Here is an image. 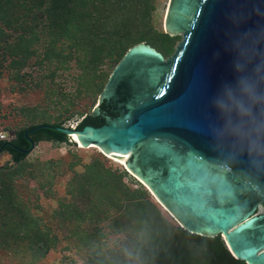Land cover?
I'll list each match as a JSON object with an SVG mask.
<instances>
[{
  "label": "water",
  "instance_id": "95a60500",
  "mask_svg": "<svg viewBox=\"0 0 264 264\" xmlns=\"http://www.w3.org/2000/svg\"><path fill=\"white\" fill-rule=\"evenodd\" d=\"M165 28L171 36L182 31L169 58L141 43L110 73L99 104L121 95L129 107L120 118L81 129L38 125L24 132L27 150L5 143L0 152L5 145L30 152L35 145L27 135L41 128L68 139L78 133L81 144L124 162L183 229L219 235L235 259L264 264V140L254 121L214 107L234 79V61L264 82V0H170ZM153 137L180 147L162 146L161 154L148 147L129 162ZM10 138L14 132L0 135Z\"/></svg>",
  "mask_w": 264,
  "mask_h": 264
},
{
  "label": "trees",
  "instance_id": "16d2710c",
  "mask_svg": "<svg viewBox=\"0 0 264 264\" xmlns=\"http://www.w3.org/2000/svg\"><path fill=\"white\" fill-rule=\"evenodd\" d=\"M155 10V0H0V78L7 74L20 88L33 84L31 75L23 72L26 67L47 69L34 87L42 89L45 101L56 97L53 102L59 105L66 93L52 83L55 73L73 67L79 71L73 78L78 93L99 95L133 46L144 43L164 58L175 52L180 37L154 28ZM128 107L122 102L112 108L103 100L98 112L83 116L75 128L98 127L106 117L120 115V109ZM71 116L20 128L10 144L27 150L26 130L38 125L60 127ZM37 117L34 113L31 119ZM27 136L34 145L71 143L52 128ZM3 142L0 139V146ZM18 149L7 145L2 150L12 164L0 166V251L37 264L62 243L60 232L82 254L81 264H246L231 255L219 235L200 236L174 224L141 186L132 188L124 182L126 172L99 157L83 165L81 172H73L65 185L66 197L57 199L53 227L46 226L18 192V179L35 170L26 159L29 152ZM75 166L71 164L70 169ZM32 182L41 191L49 190L45 178ZM111 236L115 242L106 247L104 240ZM68 244L64 249H71Z\"/></svg>",
  "mask_w": 264,
  "mask_h": 264
},
{
  "label": "rangeland",
  "instance_id": "374dc122",
  "mask_svg": "<svg viewBox=\"0 0 264 264\" xmlns=\"http://www.w3.org/2000/svg\"><path fill=\"white\" fill-rule=\"evenodd\" d=\"M169 3L170 0H155L156 10L153 14V26L157 31L171 36L165 28ZM172 36L180 37L176 43L178 44L182 39V31L180 34ZM23 72L26 75H31L34 85L31 83L30 85H23L18 88L7 74H4L0 78V135L15 132L20 128H25L31 123H37L41 120L54 122L57 118L65 119L70 114H72L71 119L66 121L64 125L75 128L76 123L83 116L91 114L99 104L100 94L93 96L78 93L79 86L73 78L77 77L79 71L73 67L68 71L58 69L55 73L52 83L54 86L62 88L66 93V98L59 105L56 101L53 102L56 97H53L52 102L45 101L42 89L34 87L38 77L43 75L44 72H49L47 69L43 72V70H38L35 67H26ZM46 82H48V79ZM36 109L37 112H33ZM66 109L68 111H64ZM34 113L39 117L31 119ZM69 142L71 143L38 142L26 157L27 161L35 166V170L31 171V175L27 177L24 175L17 182L19 194L23 200L28 201L32 213L39 217L46 226L53 227L52 218L57 209V199L66 197L64 193L65 185L73 172H81L83 165L91 162L94 157L103 159L113 169L126 172L124 182L132 188L141 186L147 192L150 200L160 207L174 224L180 226L150 190L124 164L106 157L97 148L81 146V144L75 143L72 139H69ZM72 143H75V145H72ZM6 163L12 164L10 155L6 152H0V166ZM71 164H76V166L70 169ZM43 178L47 179V183L49 184L48 191L47 189L41 191L32 182L33 180L37 182L43 181ZM28 180L32 181L27 183ZM58 234L62 237V243H60L57 249L50 251L45 259L37 264H81L82 254L77 253L75 249L71 248V245L68 244L70 240L64 237L66 235L60 232ZM114 242L115 238L111 236L104 240V245L112 247ZM66 244L71 249H64ZM28 262V258L16 257L10 253L0 251V264H27Z\"/></svg>",
  "mask_w": 264,
  "mask_h": 264
},
{
  "label": "clouds",
  "instance_id": "9594fccd",
  "mask_svg": "<svg viewBox=\"0 0 264 264\" xmlns=\"http://www.w3.org/2000/svg\"><path fill=\"white\" fill-rule=\"evenodd\" d=\"M238 64L234 61V79L222 86L214 107L222 114L230 107L234 119L254 121L259 139L264 140V82L257 80L255 69Z\"/></svg>",
  "mask_w": 264,
  "mask_h": 264
},
{
  "label": "flooded vegetation",
  "instance_id": "af4514ba",
  "mask_svg": "<svg viewBox=\"0 0 264 264\" xmlns=\"http://www.w3.org/2000/svg\"><path fill=\"white\" fill-rule=\"evenodd\" d=\"M196 4V2H194L192 5H191V7L193 6V5H195ZM103 101V100H102ZM101 101V102H102ZM122 101H124V97H122L121 95H114V96H110V97H108L107 99H105V102H106V104H110V105H112V108H115L119 103H121ZM98 109H99V105H98ZM120 116L121 115H117V116H115V117H113L114 119L115 118H120ZM30 140H31V138L30 137H28ZM13 138H10V139H3L4 140V142L2 143V145L3 144H5V143H10V141L12 140ZM28 141V140H27ZM32 141V140H31ZM33 142V141H32ZM29 143V142H28ZM30 144V143H29ZM169 144H172V145H174V146H172L173 148V150L174 151H177V147H180V145H177L176 143H171L170 142V140L169 139H167V138H164V137H153V138H151V139H148L146 142H144V143H142V144H140V148H139V150H136V149H134V151H133V153H131L130 155H129V158H128V160H129V162H133L134 161V158L136 157V155H137V153H140L141 151H143L144 149H147L148 147H150V149H156V151H157V153L158 154H161L162 153V150L161 149H159V148H161L162 146H169ZM1 145V146H2ZM0 146V147H1ZM7 145H5L4 147H3V149L6 147ZM171 146V145H170ZM175 146H177V147H175ZM155 147H157V148H155ZM2 149V150H3ZM24 150V149H23ZM3 152V151H2ZM140 182L142 183V181L140 180Z\"/></svg>",
  "mask_w": 264,
  "mask_h": 264
},
{
  "label": "bare ground",
  "instance_id": "6f19581e",
  "mask_svg": "<svg viewBox=\"0 0 264 264\" xmlns=\"http://www.w3.org/2000/svg\"><path fill=\"white\" fill-rule=\"evenodd\" d=\"M79 136H81V135H79L78 133H75V134H73L72 135V140L73 141H75V142H78L79 144H81V142L79 141V139H78V137ZM81 146H86V145H83V144H81ZM87 147V146H86ZM99 151H101L100 149H98ZM103 153V152H102ZM106 157H108V158H110V159H112V160H115V161H117V162H120V164H125L124 162H122L121 160H119V159H117V158H115V157H113V156H111V155H109V154H105V153H103ZM125 166V165H124Z\"/></svg>",
  "mask_w": 264,
  "mask_h": 264
}]
</instances>
